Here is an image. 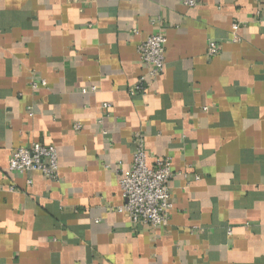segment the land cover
Here are the masks:
<instances>
[{"label":"crops","instance_id":"crops-1","mask_svg":"<svg viewBox=\"0 0 264 264\" xmlns=\"http://www.w3.org/2000/svg\"><path fill=\"white\" fill-rule=\"evenodd\" d=\"M192 2L0 0V264H264V13ZM154 33L163 71L132 93ZM136 133L171 163L164 227L118 211ZM34 141L57 180L9 171Z\"/></svg>","mask_w":264,"mask_h":264},{"label":"built area","instance_id":"built-area-1","mask_svg":"<svg viewBox=\"0 0 264 264\" xmlns=\"http://www.w3.org/2000/svg\"><path fill=\"white\" fill-rule=\"evenodd\" d=\"M261 8L258 14L264 13V0H259ZM193 4L192 0H184ZM237 25L234 24L233 27ZM136 32V30H134ZM166 37L162 33H154L141 41L137 47L140 61L148 67L146 75H141L131 92L143 91L146 77L158 76L164 68ZM219 47L216 41L208 42V55H216ZM41 84H45L41 81ZM37 85L34 83V87ZM102 109L107 111L109 103H103ZM31 114V113H30ZM75 129L80 125L75 124ZM135 150L128 167L120 171L119 185L124 203L118 211L125 213L131 222L147 223L151 227L167 225L169 211L172 208L168 182L173 176L168 158L155 157L149 163L150 155L145 149L143 135L136 133L133 137ZM9 171L29 175L40 172L45 178L58 179V160L56 149L52 145L34 141L26 146L11 150L8 159ZM28 183L31 179L28 178Z\"/></svg>","mask_w":264,"mask_h":264}]
</instances>
